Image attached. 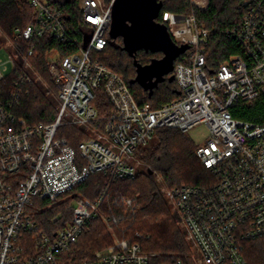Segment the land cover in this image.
Instances as JSON below:
<instances>
[{
    "label": "built area",
    "instance_id": "built-area-1",
    "mask_svg": "<svg viewBox=\"0 0 264 264\" xmlns=\"http://www.w3.org/2000/svg\"><path fill=\"white\" fill-rule=\"evenodd\" d=\"M188 1L197 9L208 5V0ZM112 2L78 0L81 24L75 28L59 7L27 0L32 23L15 29L11 48H2L8 51L12 73L0 72L3 84L11 79L10 99H0V264H61L91 222L99 220L111 230L118 217L103 212L109 187L136 177V151L158 130L186 134L200 125L208 133L195 154L211 177L202 187L171 189L174 212L200 264H264V125L229 113L238 102L264 93V0H244L238 6L239 23L222 33L238 53L213 67L206 57L209 31L193 13L159 16L158 24L173 43L188 48L172 71L179 96L158 109L139 105L123 78L94 57L107 44ZM48 38L57 44L45 52L57 91V115L47 124L18 126L12 104L23 86L32 83L28 67L36 44ZM99 94L107 109L94 103ZM65 127L88 137L73 148ZM95 174L106 182L91 201L75 190ZM73 200L74 207L68 204ZM114 203L130 212L136 208L134 199L125 196L116 195ZM55 209L44 225L41 215ZM83 264L150 263L138 244L114 237Z\"/></svg>",
    "mask_w": 264,
    "mask_h": 264
},
{
    "label": "trees",
    "instance_id": "trees-1",
    "mask_svg": "<svg viewBox=\"0 0 264 264\" xmlns=\"http://www.w3.org/2000/svg\"><path fill=\"white\" fill-rule=\"evenodd\" d=\"M44 1L62 9L75 28L81 24L77 10L78 0ZM103 1L106 5L111 2V0ZM154 1L161 4L155 23L158 24L159 16L163 12L180 16L193 13L198 23L209 31L206 48L209 66L213 67L228 56L238 53L233 41L224 37L222 33L233 29L239 23L242 12L238 6L244 0H208L204 10L191 7L188 0ZM32 21L33 12L28 7L27 0H0V33L6 37H11L15 29H23ZM105 38L106 47L94 54V57L107 69L123 78L139 105L148 104L151 109H158L178 98L179 91L175 81H169L173 76L172 72L164 76V80L159 82L151 93L135 81L137 75L135 63L141 66L149 65L152 60L162 59V53L139 50L134 57H130L122 49L121 37L112 39L108 31ZM55 46L57 44L49 38L35 46L36 55L33 64L46 85L32 78L31 84L23 86L21 95L11 108L18 126L47 124L54 121L57 115L59 107L57 91L45 63V52ZM182 55L184 53L175 59L173 68ZM10 82L11 79H8L5 84L0 82V99L3 102L10 99ZM94 103L97 106L100 104L102 110L103 106L106 109L108 107L103 94H99ZM229 113L236 120L264 125V93L252 100L238 102L230 108ZM64 130L68 144L76 148L78 142L83 140L79 139L80 131L72 127H65ZM195 150L196 147L185 134L167 129L158 130L153 141L135 153V164L138 167L136 177L115 181L109 187V197L103 212L118 217V223L112 227V233L118 240L138 244L141 250L149 255L150 264H167L175 260H180L183 264H193L190 260L185 231L178 227L179 221L166 205L160 187L165 186L169 189L181 186L202 187L208 183L211 176L200 165ZM140 167L143 169L141 170ZM156 176L160 177L161 182H156ZM105 182L103 176L95 174L75 191L93 201L101 194ZM116 195L134 199L135 210L126 211L115 204ZM55 213L56 209L41 215L44 225ZM64 216L69 219L71 213L66 211ZM112 242L111 233L104 224L99 220L93 221L89 232L81 235L77 244L64 254L63 261L65 264L87 263L91 261L94 252L106 249ZM248 256L252 259L251 253Z\"/></svg>",
    "mask_w": 264,
    "mask_h": 264
},
{
    "label": "water",
    "instance_id": "water-1",
    "mask_svg": "<svg viewBox=\"0 0 264 264\" xmlns=\"http://www.w3.org/2000/svg\"><path fill=\"white\" fill-rule=\"evenodd\" d=\"M161 4L154 0H113L111 5V25L109 36L122 38L123 50L130 57L139 50L162 53L160 60H152L149 65L135 63V81L144 90H151L171 73L175 59L187 50V46H177L171 40L166 27L157 24ZM171 76L169 81H173Z\"/></svg>",
    "mask_w": 264,
    "mask_h": 264
},
{
    "label": "rangeland",
    "instance_id": "rangeland-1",
    "mask_svg": "<svg viewBox=\"0 0 264 264\" xmlns=\"http://www.w3.org/2000/svg\"><path fill=\"white\" fill-rule=\"evenodd\" d=\"M2 48H6V49H10L11 48L10 37H8V36L6 37L2 33H0V72L4 76H9L12 73V63L8 59V51L5 50V49H2ZM28 71H29V74L31 75L32 78H34L35 80L40 81L41 83L46 85L43 82V80L40 78L39 74L37 73V67L35 66V64H33V61L30 63V66L28 67ZM207 133L208 132H207L206 126L200 125V126L195 127L194 129L190 130L189 132H187L185 134V136H187L191 140V142L194 144V146L197 147L198 145L201 144V142L207 136ZM79 136H80L79 139H84V138L88 137V135L84 131H80V135ZM132 163H134V162H132ZM140 169L142 170L143 168L140 167ZM137 173H138V167H137ZM156 182H161L159 176H156ZM160 188H161L160 191L162 193V197L164 198V201L166 202V205L171 210V212H173L175 214L173 204L170 201L169 196H168V193L171 191V189H169V188H167L165 186H161ZM79 194L82 196L81 193H79ZM68 204H70L72 207H74L76 205V200H73V201H71ZM178 221H179V219H178ZM178 223H179L178 227L184 232V229H183L181 223L180 222H178ZM104 226L111 233V236H112V239H113L115 236H114V234L111 231L112 229L110 230L108 228V226L105 225V224H104ZM184 234H185V232H184ZM185 237H186L187 245L189 247L190 260L192 261L193 264H200V262L198 261L197 253L195 251L194 246L192 245L190 240L187 238L186 234H185ZM61 264H65V262L62 260Z\"/></svg>",
    "mask_w": 264,
    "mask_h": 264
}]
</instances>
